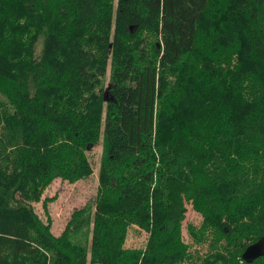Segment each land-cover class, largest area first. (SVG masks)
Wrapping results in <instances>:
<instances>
[{"label": "trees", "instance_id": "16d2710c", "mask_svg": "<svg viewBox=\"0 0 264 264\" xmlns=\"http://www.w3.org/2000/svg\"><path fill=\"white\" fill-rule=\"evenodd\" d=\"M99 141L94 210L114 216L56 236L33 204L86 179ZM245 207L227 239L206 221ZM128 215L149 217L142 248ZM262 237L264 0H0V264H264L241 258Z\"/></svg>", "mask_w": 264, "mask_h": 264}, {"label": "rangeland", "instance_id": "374dc122", "mask_svg": "<svg viewBox=\"0 0 264 264\" xmlns=\"http://www.w3.org/2000/svg\"><path fill=\"white\" fill-rule=\"evenodd\" d=\"M86 154L92 173L86 179L74 183H69L60 178L54 179L43 191L40 201L33 204V208L42 222H48L51 232L58 236L66 227L75 210L78 211L88 207L90 223L82 230V237H86V240L90 242L92 241V236L97 228V224L100 223L99 220L102 221L104 219L105 221H110V216L114 215H98L94 210V199L98 186L99 164L103 157L101 141L93 145ZM46 199H50V201L44 202ZM186 209L185 218L181 224V240L183 244L196 247L193 239L189 236L190 228L192 226H198L202 219L199 214L191 209L189 204H186ZM250 211V209L245 207L242 212L239 211L240 213H238L237 217L226 218L223 208H217V210L213 212L212 217L206 221L208 224L217 227L223 237L227 239L232 231H239L235 226L238 225V229L239 227L243 229L242 224L248 222L247 218L251 215ZM120 220L122 222H130L125 234L122 235L124 238L121 237L122 239L120 240L123 246L126 248H142L148 235L149 217L141 215V217L135 220L133 216L128 215Z\"/></svg>", "mask_w": 264, "mask_h": 264}, {"label": "water", "instance_id": "95a60500", "mask_svg": "<svg viewBox=\"0 0 264 264\" xmlns=\"http://www.w3.org/2000/svg\"><path fill=\"white\" fill-rule=\"evenodd\" d=\"M260 256H264V237L248 245L244 249L241 258L244 262L250 263Z\"/></svg>", "mask_w": 264, "mask_h": 264}]
</instances>
